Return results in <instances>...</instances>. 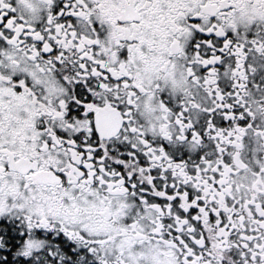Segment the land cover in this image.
<instances>
[{"label":"snow or ice","instance_id":"1","mask_svg":"<svg viewBox=\"0 0 264 264\" xmlns=\"http://www.w3.org/2000/svg\"><path fill=\"white\" fill-rule=\"evenodd\" d=\"M0 264H264V0H0Z\"/></svg>","mask_w":264,"mask_h":264}]
</instances>
